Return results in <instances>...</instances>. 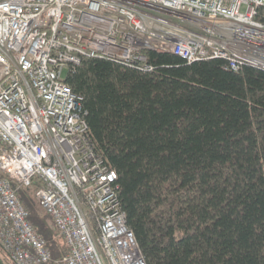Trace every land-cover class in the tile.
Returning <instances> with one entry per match:
<instances>
[{"label": "built area", "instance_id": "built-area-1", "mask_svg": "<svg viewBox=\"0 0 264 264\" xmlns=\"http://www.w3.org/2000/svg\"><path fill=\"white\" fill-rule=\"evenodd\" d=\"M260 9L264 0H0V248L13 264H146L63 69L100 58L151 70V51L264 71ZM29 189L67 249L59 261L18 198Z\"/></svg>", "mask_w": 264, "mask_h": 264}, {"label": "trees", "instance_id": "trees-1", "mask_svg": "<svg viewBox=\"0 0 264 264\" xmlns=\"http://www.w3.org/2000/svg\"><path fill=\"white\" fill-rule=\"evenodd\" d=\"M142 55L151 70L83 58L64 82L145 263L264 264V71ZM33 192L17 195L59 261L67 249Z\"/></svg>", "mask_w": 264, "mask_h": 264}, {"label": "rangeland", "instance_id": "rangeland-1", "mask_svg": "<svg viewBox=\"0 0 264 264\" xmlns=\"http://www.w3.org/2000/svg\"><path fill=\"white\" fill-rule=\"evenodd\" d=\"M67 73H68L67 68H64L63 71H62V75H61L62 80L66 79ZM0 258L3 260L4 264H10V262L7 259V257L5 258L4 255L1 252H0Z\"/></svg>", "mask_w": 264, "mask_h": 264}, {"label": "bare ground", "instance_id": "bare-ground-1", "mask_svg": "<svg viewBox=\"0 0 264 264\" xmlns=\"http://www.w3.org/2000/svg\"><path fill=\"white\" fill-rule=\"evenodd\" d=\"M92 59H94V58H92ZM111 62H112V61H111ZM146 65H147V64H146ZM128 67H129V66H128ZM89 134H90V133H89ZM93 145H94V144H93ZM94 147H95V146H94ZM33 199H34V198H33ZM25 209H26V208H25ZM41 212H42V211H41ZM42 213H43V212H42ZM43 214H44V213H43ZM66 252H67V250H66ZM63 255H64V254H63ZM61 258H62V257H61ZM61 258H60V259H61ZM58 260H59V259H58Z\"/></svg>", "mask_w": 264, "mask_h": 264}]
</instances>
